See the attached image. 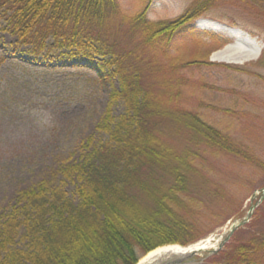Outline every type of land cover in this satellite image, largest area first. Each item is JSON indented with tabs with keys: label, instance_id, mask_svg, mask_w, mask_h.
<instances>
[{
	"label": "trees",
	"instance_id": "16d2710c",
	"mask_svg": "<svg viewBox=\"0 0 264 264\" xmlns=\"http://www.w3.org/2000/svg\"><path fill=\"white\" fill-rule=\"evenodd\" d=\"M220 4L264 21V0H194L166 23L147 19L148 4L126 14L118 0H0V41L8 34L34 60L85 59L108 92L101 137L58 171L61 183L75 184L73 198L45 182L21 192L0 215V264H136L156 248L211 233L201 223L216 219L226 192L208 161L264 168L182 101L189 82L182 72L204 64L172 56L175 36L193 37L190 25ZM118 103L124 112L115 117ZM248 230L236 229L205 264H262L264 229Z\"/></svg>",
	"mask_w": 264,
	"mask_h": 264
},
{
	"label": "rangeland",
	"instance_id": "374dc122",
	"mask_svg": "<svg viewBox=\"0 0 264 264\" xmlns=\"http://www.w3.org/2000/svg\"><path fill=\"white\" fill-rule=\"evenodd\" d=\"M193 1L118 3L126 14L141 11L148 4L147 19L166 23L181 16ZM184 32L175 36L172 56L179 62L197 61L204 66L182 72L189 79L182 93L183 103L232 140L248 146L264 164V21L243 8L220 4L190 25L186 33L193 37ZM15 41L1 34L0 215L21 192L42 182L63 186L73 198L75 184L61 183L58 171L80 159L90 137H101L96 127L108 103V92L97 87L95 74L87 68L85 59L67 61L54 56L51 60H34L30 51L17 48ZM228 44L257 57L240 65L212 62L211 53ZM123 112L118 103L112 113L118 117ZM208 162L210 178L226 192L218 212H212L216 219L201 223L203 230L211 228L204 239L211 237L214 244L190 258L159 264H205L222 248L211 251L248 214L242 225H249L248 233L264 229V208L253 220L254 212L264 205V168L232 158ZM258 262L264 264V256Z\"/></svg>",
	"mask_w": 264,
	"mask_h": 264
},
{
	"label": "bare ground",
	"instance_id": "6f19581e",
	"mask_svg": "<svg viewBox=\"0 0 264 264\" xmlns=\"http://www.w3.org/2000/svg\"><path fill=\"white\" fill-rule=\"evenodd\" d=\"M242 50V49H241ZM257 54L251 56V54H245L239 49H234V45L228 44L224 45L220 49L215 50L210 55V60L212 62H222L225 64L240 65L242 63L256 59ZM214 242L212 238L209 237L204 241L198 242L194 245L187 247H182L179 245H167L150 251L145 257H143L138 264H156L161 263L164 260L175 259L180 261L183 259L190 258L196 253H201L202 251L207 250L212 247Z\"/></svg>",
	"mask_w": 264,
	"mask_h": 264
},
{
	"label": "water",
	"instance_id": "95a60500",
	"mask_svg": "<svg viewBox=\"0 0 264 264\" xmlns=\"http://www.w3.org/2000/svg\"><path fill=\"white\" fill-rule=\"evenodd\" d=\"M249 215H250V214H248V217H249ZM248 217H247L246 219H243V221H242L239 225H237V226H233V228L229 231V234L227 235V237L224 238V240L218 245L217 249L212 250L211 252H212V253H215V251H217L218 249L222 248L223 245L229 240V238L231 237V235L234 233V231H235L236 229H238L239 227H241L243 224H245V223L247 222ZM212 240H213V239H212ZM195 254H196V253H195Z\"/></svg>",
	"mask_w": 264,
	"mask_h": 264
}]
</instances>
